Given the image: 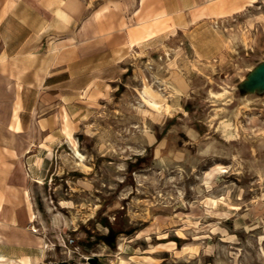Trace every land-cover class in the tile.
<instances>
[{"label":"rangeland","instance_id":"374dc122","mask_svg":"<svg viewBox=\"0 0 264 264\" xmlns=\"http://www.w3.org/2000/svg\"><path fill=\"white\" fill-rule=\"evenodd\" d=\"M245 2H218L214 57L144 14L133 35L156 34L71 65L31 192L39 264H264V0Z\"/></svg>","mask_w":264,"mask_h":264},{"label":"crops","instance_id":"0c3cea01","mask_svg":"<svg viewBox=\"0 0 264 264\" xmlns=\"http://www.w3.org/2000/svg\"><path fill=\"white\" fill-rule=\"evenodd\" d=\"M219 1L0 0V257L11 260L6 264H39L47 255L46 239L30 228L31 192L47 175L53 146L68 138L63 116L70 111L65 97L75 90L67 86L75 78L71 65L110 57L156 34L144 26L145 34L133 35L144 14L166 17L159 30L187 35L198 57H214L220 39L205 33L218 36L210 19L220 14Z\"/></svg>","mask_w":264,"mask_h":264},{"label":"bare ground","instance_id":"6f19581e","mask_svg":"<svg viewBox=\"0 0 264 264\" xmlns=\"http://www.w3.org/2000/svg\"><path fill=\"white\" fill-rule=\"evenodd\" d=\"M160 108L163 109L164 111H165V110H166V111H170V104H169V103H165V104H163ZM77 152H78V154H79L80 156H82V154H81L79 151H77Z\"/></svg>","mask_w":264,"mask_h":264},{"label":"built area","instance_id":"2783aa9c","mask_svg":"<svg viewBox=\"0 0 264 264\" xmlns=\"http://www.w3.org/2000/svg\"><path fill=\"white\" fill-rule=\"evenodd\" d=\"M74 242V239L73 238H70L69 239V243H73Z\"/></svg>","mask_w":264,"mask_h":264},{"label":"water","instance_id":"95a60500","mask_svg":"<svg viewBox=\"0 0 264 264\" xmlns=\"http://www.w3.org/2000/svg\"><path fill=\"white\" fill-rule=\"evenodd\" d=\"M91 261H92L93 263H96V259L91 258Z\"/></svg>","mask_w":264,"mask_h":264}]
</instances>
